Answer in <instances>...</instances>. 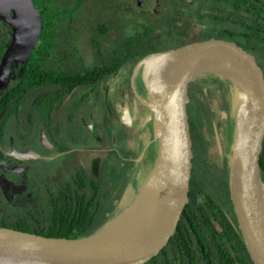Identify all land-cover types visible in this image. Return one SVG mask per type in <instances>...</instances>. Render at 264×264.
<instances>
[{"label": "water", "instance_id": "water-1", "mask_svg": "<svg viewBox=\"0 0 264 264\" xmlns=\"http://www.w3.org/2000/svg\"><path fill=\"white\" fill-rule=\"evenodd\" d=\"M146 0H138L142 6ZM0 19L12 28L0 63V88L12 62L26 64L43 22L33 0H0ZM167 56L151 76L147 67ZM144 63L148 119L156 156L130 203L100 229L77 237L46 236L0 226V264H145L177 233L190 202L195 148L189 107L191 83L207 74L230 82L239 94L228 157V186L241 237L253 264H264V64L234 38L196 39L165 52L147 55ZM148 69V70H149ZM223 115L226 113L223 111ZM214 133L224 152L217 124Z\"/></svg>", "mask_w": 264, "mask_h": 264}, {"label": "flooded vegetation", "instance_id": "flooded-vegetation-1", "mask_svg": "<svg viewBox=\"0 0 264 264\" xmlns=\"http://www.w3.org/2000/svg\"><path fill=\"white\" fill-rule=\"evenodd\" d=\"M177 1L184 3L182 2L183 0ZM209 1L210 4L213 2V0ZM135 3L138 5V0H135ZM146 3L147 0L145 1ZM162 3L164 4L165 0ZM149 4L152 5L151 3ZM158 4L159 0H156L155 5L151 7L154 13L159 9ZM198 4L204 6L200 2ZM176 9L174 4L167 9L168 23H164L168 27L170 21L169 34L167 32L166 34L167 39L171 40L172 43L168 44L170 47L165 45L160 48L159 52H165L181 46L182 41L190 42L188 41V33L173 30L174 27L171 21ZM183 10L181 9L177 13H182ZM198 10H194L193 13L198 15ZM129 13L136 12L130 10ZM148 14L150 13L148 12ZM196 17L193 16L196 24H204L199 19H195ZM85 18L88 19L87 17ZM89 18L90 20L97 18L103 20L107 26L104 32H98V29H95L94 32L90 31L91 33H89V42L94 55L99 53L105 63L111 62L115 56L113 52L114 43L124 38L122 34L127 37L129 34L136 32L137 26L141 22L138 20L139 23L137 21L136 27L133 28L128 26L131 33L127 34L123 31L117 34L118 36H114L115 30L111 32V27L109 28L108 25L110 20L106 21V18L102 16H90ZM178 23L184 25L183 22L178 21ZM158 30L159 27H157L155 33ZM11 33V26L0 19V50L1 48L3 49L0 54V61L11 39ZM91 35H93L94 40L102 42L100 44L101 50L95 51ZM171 35H175V37L171 38ZM108 39L110 44L107 43ZM176 43L178 44L175 45ZM149 54L151 53L126 61L115 74L100 80L96 86H87V100L84 103H90L93 92H104L103 105H107V111L101 110L103 105L100 104L97 105L100 112L93 109L83 111L81 106L85 96H80V90L82 89L80 84L70 88L69 85L65 86L63 83H49L55 84L53 86L45 83L31 88L22 96L14 97L5 105L0 113L1 215L10 217H18L17 215H20L26 217L30 224H32L31 221L36 222L37 218H40L44 223L53 224L56 220L61 221V218L67 215L65 220L69 222L78 220L77 226L88 224V226L96 227L97 225H102L101 221L105 219L103 218L104 209L102 204L104 203L102 196H108L109 198L111 195H115L120 188V181L124 182V180H118L117 182L111 176V168L118 171V165L113 162V156L116 158V163L118 161L122 163L123 167L122 165L120 167L125 170L124 172H122L123 169L121 170L125 174L124 177H131V180L127 182L124 192L118 199L119 201H110V205L105 203L106 215H112L119 209L118 206H125L126 202L134 197L152 168L156 156V144L151 130L152 124L151 120L147 118L150 110L136 95L137 92L141 98L147 99L148 97V91L144 83V63L137 69L134 82H132L133 72L137 65ZM93 57L96 58L97 56ZM166 59L167 56H163L155 65L150 64L147 67V71L150 73L152 69L149 68H153L151 76L156 74L160 68V65L157 66L156 64L164 63ZM24 66L25 64L21 62L18 64L12 62L10 75L4 86L0 88V96L8 88L19 82ZM214 77L216 76H202L191 83V90L194 94L193 102L189 107L191 121H196L200 111H205L202 109V104L198 101V98L203 99L201 94L204 95L207 89L211 87ZM114 79L116 80L115 82L123 80L124 84L120 82L119 86L114 85V88L111 86L115 83ZM228 85L229 88L226 83L222 88L223 90H217V95L213 98V105L207 110L211 111L213 131L214 124L218 126L224 149V152L220 154L217 147L221 159H226L224 155L227 157L229 152L234 114L238 111L237 108L241 104L239 94L229 81ZM92 87L93 91H90ZM118 90L122 91V101L120 98L114 97L113 91L116 92ZM57 91H61V99H59V95L52 94ZM47 93L52 95L53 103L46 102L43 100L44 98H41L43 94ZM30 95H34L33 100H29L28 97ZM78 97L80 99L77 100L78 103H75ZM91 104L94 105V102L91 101ZM125 104L128 106L125 107ZM126 111H128L129 115ZM223 111L226 112V116L223 115ZM98 112L99 115H102V112L107 113L112 120L113 134L111 136L104 134L103 127L99 126L98 116H96ZM131 136L133 140H131ZM104 142L108 143L109 147H104ZM104 153H106L105 156ZM108 177L112 178V184H109L111 180ZM81 179L86 180V184H83ZM114 183L116 184L113 186ZM104 185L106 187L109 186L111 195L109 193L108 195H103V189L99 190V187L105 188ZM93 187H98L99 193L96 196L94 195ZM111 191L114 192L111 193ZM83 193H86L87 196L85 202L90 199V202H92L91 206L87 203H81L80 196ZM209 194L213 197L210 192ZM215 201L222 208L223 214L227 215L231 223L239 230L232 201L231 204L226 198L224 202L217 199ZM82 207L89 209V214L87 219L81 221L84 213L87 212ZM110 207L111 212L108 211ZM65 220L61 222H65ZM77 236L83 235L70 237ZM200 256L201 258L199 259L204 260L202 258L203 255ZM202 264L205 263L202 262Z\"/></svg>", "mask_w": 264, "mask_h": 264}, {"label": "trees", "instance_id": "trees-1", "mask_svg": "<svg viewBox=\"0 0 264 264\" xmlns=\"http://www.w3.org/2000/svg\"><path fill=\"white\" fill-rule=\"evenodd\" d=\"M33 1L42 17L43 28L41 35L24 66L19 82L8 88L0 96V113L9 101L16 96L24 95L31 88L45 83H63L65 86L69 85L70 88L79 84L96 86L100 80L115 74L126 61L159 51L160 47L157 46L156 39L160 38L161 35H155V31L159 23H166V18L168 17L167 13L162 15L160 19L156 20V24L141 21L137 26L136 32L127 33L129 34L127 37L124 36L121 41L114 43L113 52L115 56L111 62L105 63L103 57L98 53L97 55L95 54L97 57L93 58L92 66L87 67L78 46L80 41L77 38V36L79 37L77 25H81V23L86 25L88 20L83 16V3L87 0H74L73 2L68 0L64 2L62 0ZM186 1L189 2V0ZM105 4L112 5L109 2L103 3V5ZM209 6L221 11V13H198L196 15L192 11L185 10L182 13L189 15L192 19L193 16L212 18L216 23L196 24L191 23L187 18L183 21L184 25H180L176 21V17H172L173 30L188 33V41L212 36L234 38L243 43L249 50L255 52L264 64V0H213ZM224 13H227V15H224ZM77 14H79V17ZM174 15H178L177 11ZM97 29L98 32H104L107 29L105 21H100ZM91 37L95 51L101 50L100 44L102 42L94 40L93 35ZM170 37L174 38L175 35ZM181 43L183 45V43L187 42L182 41ZM2 50L1 48L0 54ZM207 75L216 76L213 74ZM90 91H93V87ZM60 92L57 91L52 94L59 95V99H61L62 93ZM42 96L41 98H44V101L54 102L51 94L47 93ZM75 103H78L77 100ZM127 106L125 104V107ZM126 112L128 114V111ZM199 121L203 127L205 122L201 114H199L196 121L192 120L195 165L190 202L177 233L160 254L145 264H202V262L205 264H253L239 230L231 223L229 217L223 214L222 208L218 206L209 192L201 187L202 179H200L198 173L199 168L196 166V160L203 163L204 157L202 155L210 156L212 153H210L209 142L203 136V129L198 125ZM199 151L202 152V155ZM261 165L264 179V154ZM81 180L83 184H86V180ZM222 183L226 189H229L228 178ZM93 192L96 196L99 193L98 187H93ZM80 197L82 204L92 205L90 199L85 202L86 193H83ZM132 199L128 200L125 206H118L119 209L109 216L106 215L107 210L104 203L103 218L105 219L101 221L102 225L106 223L104 221L110 220L121 212ZM228 202L231 204L230 198ZM82 209L86 208L82 207ZM86 211L81 221L87 219L89 209H86ZM17 216L10 217L0 214V226H9L41 235L59 237L88 235L102 227V225L94 227L88 226V224L77 226L78 220L70 222L65 220L67 215L61 218V221L65 220V222L56 220L53 224L44 223L40 218H37L36 222L31 221L32 224H30L26 217ZM200 255H203L202 258L204 260L199 259L201 258Z\"/></svg>", "mask_w": 264, "mask_h": 264}, {"label": "rangeland", "instance_id": "rangeland-1", "mask_svg": "<svg viewBox=\"0 0 264 264\" xmlns=\"http://www.w3.org/2000/svg\"><path fill=\"white\" fill-rule=\"evenodd\" d=\"M65 0H62V2H64ZM69 2H73L74 0H68ZM163 0H159V4H158V10L155 11V13L152 11V6L155 5L156 0H149L147 1V3L142 7H139L136 3L135 0H87L83 3V16L87 17L88 20L86 22V25L81 23L77 25V32L79 34V37L77 36L78 40L80 41V43L78 42V46L79 49L83 55V59L86 62V66L87 67H91L92 66V60H93V56L94 52L93 49H91L90 46V42H89V33L90 30L92 32L95 31V29L98 28V25L100 23V19H93L90 20V16H102L103 18H106V21L110 20V24L109 28L111 27V32L113 30H115V35L114 36H118L117 34L122 33L123 31L125 33H131V31L128 29V26L130 28L136 27L137 21H142V22H147V23H155L156 24V20L160 19L162 17L163 14H165L167 12L168 8H171V5L174 4V6L177 8L176 11L179 12V10L184 9V10H188V11H194L196 9L198 10V13H211V14H220L221 11H217L215 9H213V7L209 6L210 5V1L209 0H199V1H193L191 0L190 2H187L186 0H183L182 2L184 3H179L177 0H165V3H162ZM105 2H109L112 5H108L105 4L103 5V3ZM149 2L152 4L150 5ZM198 2L202 3L204 6L198 4ZM214 4V3H213ZM216 4V3H215ZM105 6V7H103ZM228 8V7H226ZM150 9V10H148ZM106 10H110L107 11ZM135 11L136 13H129V11ZM175 10V9H174ZM141 11V12H139ZM150 14H148V12ZM105 12V14H103ZM103 14V15H102ZM178 15H174L173 17H176V21H180L183 22L184 19H187L191 22V23H196L195 20H193L192 18H190L189 15H185L183 13H177ZM79 17V14H77ZM224 15H227V13H224ZM168 18V17H167ZM166 18V23H168V20ZM195 19H199L200 22H203L204 24L206 23H210V22H215L214 19L212 18H204V17H196ZM138 21V23H139ZM87 26V27H85ZM159 30L156 32L155 35H161L160 38H157V46L160 48H163L165 45H168L170 43H172L171 40L167 39V34H169V30L168 28L170 27V21H169V26L167 27L166 25H164V23H159L158 25ZM2 28V25H1ZM168 31V33L166 34V32ZM76 32V34H77ZM124 37V34H122ZM107 43L110 44V40H107ZM166 47H170V45L166 46ZM69 72V71H67ZM74 72V71H73ZM212 84L211 87L207 89L206 93L203 95L201 94V97L203 99H201L200 97L199 102L202 104V109H204L205 111H200V114L202 115L203 119H204V126L202 127V123L199 121L198 125L200 126V128L203 129V136L205 137V139L207 140V142H209V149H210V153H212V155L207 156L206 154L202 155V152L199 151L201 153V155L204 157L203 159V163H201V161H197V168H199L198 173L200 175V179L201 180V187H203L204 189H206V191H209L213 197L217 200H221L222 202H224V199L226 198L227 201H229V196H228V189H226L224 187V184L222 183L223 181L226 180V178H228V173H229V167H228V158L226 157V155H224V157L226 159H221V157L218 154V150H217V146L214 140V131H213V124L211 121V111H207L208 108L210 106L213 105V98L217 95V90L222 89L223 86L226 85L227 83V87L229 88L228 85V81H226L225 79H222L220 77H216L212 79ZM116 80L114 79V82ZM205 81V80H204ZM120 82L122 84L123 80H119V82H115L113 83L111 86H113L115 88V86H119ZM48 85H55V84H49ZM115 85V86H114ZM81 90H80V96H85V99L83 100V105L81 106L83 111H89L90 109H93L94 111H99V108L97 107L98 104L103 105V101H104V92L101 91H97V93L93 92L92 93V99H90V103L86 102L87 100V86L84 84L81 86ZM113 88V89H114ZM223 90V89H222ZM221 90V91H222ZM52 91V90H51ZM114 97H118L121 100V95H122V91L118 90V91H113ZM29 100H33L34 95H30ZM80 97H78L76 100H79ZM91 101L94 102V105L91 104ZM122 101V100H121ZM101 110L107 111V105H103V107L101 108ZM100 112V111H99ZM96 114V116H98V121H99V126L103 127L104 129V134H108L109 136H111L113 134V126H112V120L109 118L108 114L102 112V115ZM225 112V111H224ZM226 113V112H225ZM131 140H133L132 136H131ZM103 146L105 147H109L108 143H103ZM107 153V151H105ZM106 153H104V156L106 155ZM199 153V154H200ZM198 154V152H197ZM200 155V156H201ZM199 156V158H200ZM113 162H115V164L118 165V171H116L115 169L111 168L112 170H110L111 176L116 179V181L118 182V180H124L120 181V188H119V193L118 191L115 193V195H111L109 193V186L105 188L99 187V190L103 189V195H108V193L111 195V197L108 198V196H102L103 199V203H108L110 205V201H116L120 198L122 192H124L125 190V186L127 185V182H129L131 180V177H124L125 174H123L122 172H124V168L121 169L120 165H122L121 162L118 161V163H116V158L115 156H113ZM123 167V165H122ZM122 170V172H121ZM110 178V177H108ZM106 180V177H105ZM110 182L109 184H112V178H110ZM116 183L113 184V186ZM122 184V185H121ZM107 190V191H106ZM114 192V191H113ZM111 191V193H113ZM119 201V200H118ZM113 207V206H111ZM110 207V210H111ZM102 208L104 209V205L102 204ZM109 210V211H110Z\"/></svg>", "mask_w": 264, "mask_h": 264}]
</instances>
